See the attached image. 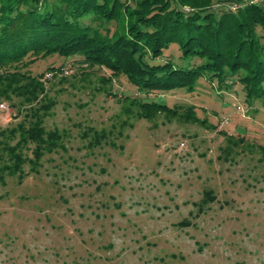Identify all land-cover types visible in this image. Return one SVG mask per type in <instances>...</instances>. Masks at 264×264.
I'll return each mask as SVG.
<instances>
[{
	"label": "rangeland",
	"instance_id": "rangeland-1",
	"mask_svg": "<svg viewBox=\"0 0 264 264\" xmlns=\"http://www.w3.org/2000/svg\"><path fill=\"white\" fill-rule=\"evenodd\" d=\"M248 4L264 8V0H224L212 10ZM170 57L179 61L178 47ZM26 70L49 80L56 105L45 126L62 140L36 170L24 166L23 180L4 174L0 264H264V100L246 101L231 80L147 96L79 57L38 59ZM126 98L194 107L205 124L140 119ZM0 106V133L24 119L18 100ZM95 133L107 138L92 146ZM3 142L16 144L0 134ZM208 190L216 200L201 209Z\"/></svg>",
	"mask_w": 264,
	"mask_h": 264
},
{
	"label": "trees",
	"instance_id": "trees-1",
	"mask_svg": "<svg viewBox=\"0 0 264 264\" xmlns=\"http://www.w3.org/2000/svg\"><path fill=\"white\" fill-rule=\"evenodd\" d=\"M223 1L134 0L132 5L126 0H0V103L18 100L24 117L0 133L16 141L0 143V182L4 174L23 180L26 164L36 170L46 153L60 147V132L45 126L56 105L48 96L49 80L26 70L38 59L79 57L88 68L110 71L111 79L125 76L147 96L194 93L201 80H217L221 88L231 80L243 86L246 101L264 100V42L259 33L264 8L248 4L236 12L212 10ZM173 46L180 51L179 61L164 60ZM126 100V111L137 108L140 119L167 114L205 124L194 107L180 113L160 101ZM106 138L95 133L91 145ZM31 145L29 159L24 150ZM215 200L208 190L199 205L203 209Z\"/></svg>",
	"mask_w": 264,
	"mask_h": 264
},
{
	"label": "built area",
	"instance_id": "built-area-1",
	"mask_svg": "<svg viewBox=\"0 0 264 264\" xmlns=\"http://www.w3.org/2000/svg\"><path fill=\"white\" fill-rule=\"evenodd\" d=\"M252 3H253V2H252ZM70 68H71V67L69 66V67H67L66 69H63V70L65 71L66 74H68ZM2 106H4V105H2ZM226 122H227V121L225 120L224 123H226Z\"/></svg>",
	"mask_w": 264,
	"mask_h": 264
},
{
	"label": "clouds",
	"instance_id": "clouds-1",
	"mask_svg": "<svg viewBox=\"0 0 264 264\" xmlns=\"http://www.w3.org/2000/svg\"><path fill=\"white\" fill-rule=\"evenodd\" d=\"M0 107H2V106H0Z\"/></svg>",
	"mask_w": 264,
	"mask_h": 264
}]
</instances>
